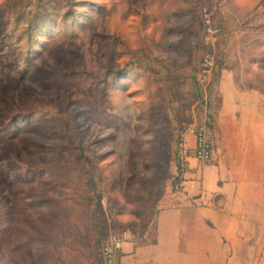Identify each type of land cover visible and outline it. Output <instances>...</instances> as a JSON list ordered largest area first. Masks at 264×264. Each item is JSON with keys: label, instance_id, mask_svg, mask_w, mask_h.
<instances>
[{"label": "rangeland", "instance_id": "rangeland-1", "mask_svg": "<svg viewBox=\"0 0 264 264\" xmlns=\"http://www.w3.org/2000/svg\"><path fill=\"white\" fill-rule=\"evenodd\" d=\"M207 53L264 96V0H0V264H101L77 244L92 222L152 238L180 127L205 122L213 159L226 155L220 76L199 99ZM56 222L81 236L49 247ZM251 252L264 264V230Z\"/></svg>", "mask_w": 264, "mask_h": 264}, {"label": "crops", "instance_id": "crops-1", "mask_svg": "<svg viewBox=\"0 0 264 264\" xmlns=\"http://www.w3.org/2000/svg\"><path fill=\"white\" fill-rule=\"evenodd\" d=\"M217 87L225 157H189L180 188L158 201L152 238L126 235L118 264H253L251 245L264 230V201L256 200L264 198V96L237 87L227 70Z\"/></svg>", "mask_w": 264, "mask_h": 264}, {"label": "built area", "instance_id": "built-area-1", "mask_svg": "<svg viewBox=\"0 0 264 264\" xmlns=\"http://www.w3.org/2000/svg\"><path fill=\"white\" fill-rule=\"evenodd\" d=\"M204 41L206 44L212 43L214 37L218 34L219 28L212 23L210 15L204 11ZM214 67V59L210 53L204 55L200 61L199 70L197 72V82L206 94V88L211 81L212 71ZM192 134L194 137L193 146H189L187 136ZM176 164L177 174L174 180L173 189L178 190L183 181L189 157L207 162L213 158V146L207 139L206 125L204 122L194 121L182 127L177 135L176 142ZM131 234L129 231L123 234L110 232L103 242L102 254L105 264H118V253L122 248L125 236Z\"/></svg>", "mask_w": 264, "mask_h": 264}, {"label": "trees", "instance_id": "trees-1", "mask_svg": "<svg viewBox=\"0 0 264 264\" xmlns=\"http://www.w3.org/2000/svg\"><path fill=\"white\" fill-rule=\"evenodd\" d=\"M203 29H204V27H203ZM199 66H200V63H199ZM199 66H198V70H199ZM198 70H197V72H198ZM196 76H197V73H196ZM219 76H220V72L219 71H217V72L215 71V64H214L213 71H212V76H211V81H210L209 85L206 88V94L204 93L203 89L198 85L199 88H200V92H201L200 96H199V99H200L201 103H204L207 106L211 105V102H212V99H213V94H215V90L214 89H215L216 83H217V81L219 79ZM196 81H197V79H196ZM210 116H211V114L209 115V117ZM192 122H194V121H189V122L185 123L184 125L192 123ZM197 122L201 123L203 121H197ZM182 127L183 126L180 127L179 131L181 130ZM179 131H178V133H179ZM206 134H207V139L212 143V146H213V142L211 141V139L208 136V127H207V125H206ZM207 162L211 163V160H208ZM95 198H96V202H97V205H98V208H99V212L103 213L104 210L101 207V195L97 194ZM99 212H97V213H99ZM93 215H95V212L92 213V216ZM57 221H59V220H57ZM57 223L58 222L51 223L50 226H49V233L51 232V235L54 236V237L50 236V237H52L51 239H44V238H47V235L38 234L40 239H44V240H42V242L43 243H47L49 247L51 245H55V247H58V245H60V246L63 245L61 242H59V240L55 239V237L58 234H60L59 236H63L61 234H67V233H69V235L74 234V233L75 234H79L78 232H74L71 229H68V230L66 228L65 229H62V228L59 229V226H57ZM87 229H88V231L85 232L82 235V237H80V242L77 243V244L83 246L84 248H86L88 250V255H90V256H95V250H97L98 254H99V257H100L101 264H105L104 257H103V254H102V245H103V242L105 241V239L107 238V236L109 234L106 222H102V221L92 222ZM79 236H81V235L79 234ZM90 236H93V237L91 238ZM33 242H34V237H31V236L29 237L28 236L26 238V242H24V243L25 244H31ZM14 263L15 264H21L20 262H14Z\"/></svg>", "mask_w": 264, "mask_h": 264}]
</instances>
